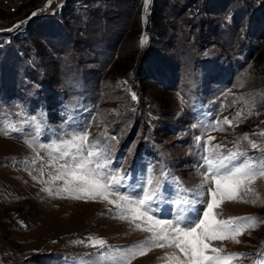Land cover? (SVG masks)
I'll return each mask as SVG.
<instances>
[{
    "label": "rangeland",
    "instance_id": "obj_1",
    "mask_svg": "<svg viewBox=\"0 0 264 264\" xmlns=\"http://www.w3.org/2000/svg\"><path fill=\"white\" fill-rule=\"evenodd\" d=\"M33 13L0 40V264H112L133 246L146 254L126 264H178L174 246L141 243L152 222L137 227L107 200L62 191L54 148L86 131L128 173L121 195L153 178L189 200L184 216L198 223L212 199L205 153L264 162V0H0V28ZM216 199V220L264 221V176ZM176 214L168 199L148 213ZM239 223L256 226L205 243L244 254L231 264H264V222Z\"/></svg>",
    "mask_w": 264,
    "mask_h": 264
},
{
    "label": "snow or ice",
    "instance_id": "obj_2",
    "mask_svg": "<svg viewBox=\"0 0 264 264\" xmlns=\"http://www.w3.org/2000/svg\"><path fill=\"white\" fill-rule=\"evenodd\" d=\"M12 127L15 130V127ZM42 147L44 146L42 145ZM54 151L59 153V159L64 161L54 177L55 180L63 181L62 191L82 193L88 199L107 200L120 208V219L131 217L133 222L139 221L137 227L152 222L146 230L153 233V237L141 243L161 248L174 246L183 253V259L174 257L178 264H231L233 258L244 254L223 253L217 248L210 249L209 244L205 241L236 239L244 227L256 226V223L242 226L240 221L264 222L254 217L216 220L212 215L213 209L220 203L216 199L218 194L222 199L236 200L237 192L246 180L254 179L257 175L264 176V162L259 164H252L250 161L237 163L243 153L229 152L227 155L217 156L216 151L213 150L211 155L205 153L202 157L205 192L211 190L212 199L211 202H208L207 195H205L203 203L206 210L202 211L203 219L199 216L196 218L197 223L196 221H187L184 216L186 206L190 201L183 199L182 194H178L174 200L165 196L162 190L163 185L159 181L156 182L155 187L152 186L153 178L146 179L139 192L131 194L125 192L121 195L120 190L128 179V173L113 169L112 161L109 159L111 145L105 142L102 147L99 141L89 143L86 131L82 135L72 133L70 138L60 141ZM212 182L215 183L214 189ZM45 190L50 192L48 189ZM55 195H60V192H56ZM110 195H115L118 199H109ZM74 198L81 199L82 196L75 195ZM163 199H168L170 205H176L177 214L174 217V222L170 220L152 221V217L148 215L152 211L153 205L158 207ZM236 242L239 243L238 240ZM88 243L92 247L107 248V242L102 238H89ZM116 251L121 250L116 249ZM124 251L126 255L115 260L112 264H126V261L132 258L135 252L138 251L139 255H144L147 249L139 250L138 246H133ZM97 255L103 257L104 252H98Z\"/></svg>",
    "mask_w": 264,
    "mask_h": 264
},
{
    "label": "water",
    "instance_id": "obj_3",
    "mask_svg": "<svg viewBox=\"0 0 264 264\" xmlns=\"http://www.w3.org/2000/svg\"><path fill=\"white\" fill-rule=\"evenodd\" d=\"M28 17H25V18H23L22 20H17V21H15V23L13 24V25H11L10 27H8L7 29H11V28H13V26H15V25H17L19 22H21V21H23V20H25V19H27Z\"/></svg>",
    "mask_w": 264,
    "mask_h": 264
},
{
    "label": "bare ground",
    "instance_id": "obj_4",
    "mask_svg": "<svg viewBox=\"0 0 264 264\" xmlns=\"http://www.w3.org/2000/svg\"><path fill=\"white\" fill-rule=\"evenodd\" d=\"M24 21V20H23ZM20 25H23V24H20ZM20 25H18V26H20ZM165 248V247H164Z\"/></svg>",
    "mask_w": 264,
    "mask_h": 264
}]
</instances>
